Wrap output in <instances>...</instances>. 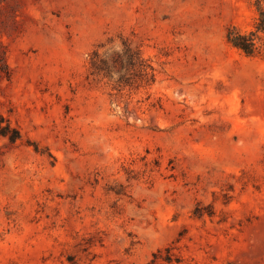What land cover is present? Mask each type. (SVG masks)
Masks as SVG:
<instances>
[{"label":"rangeland","instance_id":"obj_1","mask_svg":"<svg viewBox=\"0 0 264 264\" xmlns=\"http://www.w3.org/2000/svg\"><path fill=\"white\" fill-rule=\"evenodd\" d=\"M256 19L255 0H0V264H264V50L227 40ZM126 43L140 66L93 72Z\"/></svg>","mask_w":264,"mask_h":264},{"label":"trees","instance_id":"obj_2","mask_svg":"<svg viewBox=\"0 0 264 264\" xmlns=\"http://www.w3.org/2000/svg\"><path fill=\"white\" fill-rule=\"evenodd\" d=\"M255 6L257 10V19L252 28L249 31H243L238 26L232 24L227 29V40L235 47L242 50L247 55H255L262 53L264 50V0H255ZM143 58L140 55L139 51L133 49V47L126 43L125 49L116 50L110 55L101 54L98 50H95L91 57V66L92 70L95 73L103 74L116 81L120 82L125 77V73L122 68L125 65V68L128 65L136 67L140 66V62ZM120 66L118 70V77H115V70L117 66ZM152 71L145 69V76L147 83H152L156 74L152 65H149ZM4 128V127H3ZM10 124L8 123L4 129H0L1 135L9 134ZM16 131V130H15ZM20 136V133L11 135V139L15 140ZM159 253H155L154 257L144 264H157Z\"/></svg>","mask_w":264,"mask_h":264}]
</instances>
